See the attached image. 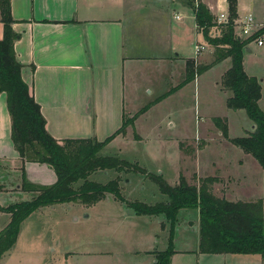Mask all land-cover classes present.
Wrapping results in <instances>:
<instances>
[{
    "label": "rangeland",
    "instance_id": "obj_1",
    "mask_svg": "<svg viewBox=\"0 0 264 264\" xmlns=\"http://www.w3.org/2000/svg\"><path fill=\"white\" fill-rule=\"evenodd\" d=\"M118 1L120 15L124 10L123 12L128 13L130 17L128 22L126 18L127 45L139 56H158L161 50H167L166 45L175 38L181 46L183 45V50L184 46L192 50L195 43L203 41L202 35L199 38L195 36L193 41L179 40L178 35H181L176 29L180 21L175 15L181 11L171 4V0ZM176 1L180 8L190 11L188 0ZM221 1L225 3L224 0ZM248 13L253 14L257 22H259L257 18L264 19V0H238V18L234 21L236 32L240 33L239 20ZM227 15L230 18V14ZM221 28L219 26L216 29ZM258 38L264 40V33ZM249 47L252 50H245L243 66L247 74L257 77L262 84L260 106L264 111V45H259L253 40ZM206 56L205 53V57L203 55L202 58L205 61L210 60ZM150 62L152 61L148 63ZM147 65L148 68L150 66L152 68L150 70L145 66L142 68L143 72L138 82L141 87H144L149 71H152L156 82L159 79L158 69L153 64ZM222 69L225 68L220 66L213 72L201 76L200 86L197 85L195 88L194 83L188 84L179 95L164 99L160 103H154L153 100L169 89L170 86L165 83L159 88L150 85L144 88H127L129 98L126 111H133L135 105V101L131 99L133 97H136L140 105L134 112L127 113L128 124L122 133L126 139L121 138L111 143L102 154L118 155L133 163H139L148 172L165 177L170 184L178 182L181 173L185 174L189 183L198 184V174L195 171L197 163L222 160L224 157L234 166L225 167L231 174H227L228 181L225 179V183L219 184L217 188L226 193L230 190V193L234 194L231 192V186L240 184L239 172L236 171L238 152L241 154L245 152L224 136H220L212 127L207 129L208 133L194 137L201 115L228 116L230 135L234 137L246 136L254 130L251 129L254 122L248 118L246 111L229 109L225 94L217 88L216 81ZM145 112L146 114L141 116ZM135 115L138 117L134 120ZM205 122L211 126L209 120ZM177 144L182 150L180 156ZM201 171L203 172L201 174L207 173L205 168ZM118 176L121 179L124 201L117 199L112 193L107 194L105 199L92 208H87L88 206L81 202L39 208L23 222L17 242L4 254L0 264H154L156 253L166 251L171 245L176 251L171 258V264H264L257 255L246 257L199 252L200 244L197 237L200 212L197 209L182 208L173 234L170 219L161 218L160 215L139 214L132 205L135 201L155 204L168 200V196L162 193L157 183L149 178L147 173L133 170L129 172L128 170L117 172L115 169L99 170L90 176V180L107 183ZM260 183L264 195V173L262 178L260 176L257 178L258 195L261 194ZM7 186L13 189L7 188L8 192L0 194L3 205L30 200L36 195L33 192L15 189L16 183L12 185V181H7ZM233 196L229 195L231 198ZM239 200L249 199L244 197ZM132 209L135 210L134 214L128 215Z\"/></svg>",
    "mask_w": 264,
    "mask_h": 264
},
{
    "label": "crops",
    "instance_id": "obj_2",
    "mask_svg": "<svg viewBox=\"0 0 264 264\" xmlns=\"http://www.w3.org/2000/svg\"><path fill=\"white\" fill-rule=\"evenodd\" d=\"M202 1L218 18L220 14L227 15V0H224L225 3L221 0ZM11 3V14L15 20L13 29L20 37L15 43V52L19 62L23 64L21 72L32 89L35 100L42 107L48 131L56 140L96 137L100 141H105L113 134L116 136L112 138L111 143L121 140V138L126 139L122 133L117 132L123 126L127 113L134 112L140 105L139 101H136V97H133L131 98L132 101H135L133 111H126L127 98H129L127 88H144L149 85L159 88L165 83L170 86L169 89L153 100L154 103H160L164 99L179 95L187 88L188 84L194 83L195 88L197 85L200 86L201 76L223 66L225 69L219 72L221 75L216 81L217 88L225 94L226 101L233 94L222 84L224 74L232 67V58L230 57L214 64L206 72L196 75L194 80L184 84L175 92L165 95L166 92H171L172 89L178 87L185 79L188 60L193 59L198 64H211L216 57L214 47L208 44L197 25L196 15L191 9L188 11V9L180 8L176 0H171V4L181 11L175 15L176 19L180 21L176 29V32L181 35H178L179 40L191 39L193 41L195 36L199 38L202 35L203 41L195 43L192 50L184 46L185 52H183V45L181 46V43L175 38L173 42L166 45L167 50H161L158 56H139L127 45V22L130 21V17H128V13L123 12L124 10L120 15L118 0H11ZM248 15L251 14H246V16ZM257 19L259 22L255 21L264 27V19ZM193 22L194 25H192ZM216 28L218 26L212 27L211 35L221 34L218 33L221 29ZM3 31L4 23L1 20L0 12V38L3 36ZM251 50V48L248 49V51ZM205 53L207 54L206 58L210 60L205 61L202 58L203 55L205 57ZM149 61L152 62L148 63ZM145 64H153L158 69L159 79L156 82L152 71H149L146 75L147 81L144 87H141L138 82L144 66H148ZM150 68L152 67L150 66ZM150 68L147 67L148 70ZM149 92L152 91L149 90ZM145 114L146 112L141 116ZM216 116L219 115H201L194 137H199L205 132L208 133L207 129L210 127L216 129L217 133L222 136V132L217 128L213 119ZM220 117L229 120V136H231L229 117L226 115ZM208 120L211 126L205 122ZM136 124L138 128L139 120ZM254 128L255 124L251 126V129ZM136 140L141 141V139ZM177 145L180 156L182 150L179 144ZM238 153L239 160L236 171L239 172L240 184H231V192L233 191L234 194H231L230 190L229 193L224 190H220V192L217 188L219 184L228 181L226 177L229 175L227 174H231L225 170V167L233 168L234 166L224 157L222 160L199 161L195 170L198 174V181L203 177H218V181L213 185L214 191L220 197H225L230 201L244 197L249 199L248 201L259 197L264 200L262 180L260 183L261 194H257L259 185L257 178L259 176L262 178L264 169L252 154ZM23 164L24 161L12 140V119L7 107V94L3 92L0 93V183L5 189L0 191V194L8 192V189H13L6 187L7 181H12V185L16 183L15 189L22 190L21 168ZM203 168L207 173L201 174ZM25 172L29 181L38 185H51L58 180L53 168L45 163L28 161L25 163ZM241 184L243 185L240 186ZM229 195L234 196L231 198ZM8 205H3L0 201V206ZM95 205L87 208L95 207ZM130 214L134 213L129 212L128 215ZM10 219L9 212L0 211V232L8 225ZM198 230L197 241L200 240V225ZM253 255H257L263 260L260 255Z\"/></svg>",
    "mask_w": 264,
    "mask_h": 264
},
{
    "label": "trees",
    "instance_id": "obj_3",
    "mask_svg": "<svg viewBox=\"0 0 264 264\" xmlns=\"http://www.w3.org/2000/svg\"><path fill=\"white\" fill-rule=\"evenodd\" d=\"M228 1L229 21L222 23L202 0H188L190 9L196 15V22L204 34L205 40L215 49V60L211 64H197L193 59L187 61L185 79L173 93L184 84L191 82L212 66L224 59L232 58V67L224 74L222 84L232 91L227 106L235 110L244 109L248 118L255 124L253 131L246 136H229V120L214 117L222 136L252 154L264 169V111L260 106L262 84L257 77L247 74L243 66L244 53L249 43L264 33V27L255 35L244 38L235 31V19L238 18V0ZM11 0H0L1 20L4 23L3 36L0 38V93L7 94V107L12 119V140L24 164L22 170V191L36 195L22 202L0 206V211L9 212L11 219L0 232V261L17 242L23 222L43 206L81 202L90 207L115 194L124 201L120 186V176L107 183L90 180L95 171L115 169L117 172L133 170L149 176L157 183L168 200L155 204L135 201L132 205L142 215H163L170 219L172 234L178 215L182 208L197 209L200 212V246L199 252L232 255H260L264 260V200L230 201L215 193L214 183L218 177L199 178L198 184L189 183L181 174L179 182L172 185L168 180L155 173L148 172L139 163H133L118 155L102 154L104 148L116 136L110 135L105 141L93 138H76L56 140L48 131L42 107L35 100L29 84L22 75V67L15 52V43L20 38L13 29L15 20L11 14ZM220 26L221 34L211 35V29ZM166 93L165 95H168ZM138 115L134 116V120ZM128 121L117 133H123ZM136 139H140L135 137ZM45 163L51 166L58 176L51 185H38L29 181L25 172L26 162ZM0 183V191H4ZM176 253L171 245L166 251L156 253L154 264H171Z\"/></svg>",
    "mask_w": 264,
    "mask_h": 264
},
{
    "label": "built area",
    "instance_id": "obj_4",
    "mask_svg": "<svg viewBox=\"0 0 264 264\" xmlns=\"http://www.w3.org/2000/svg\"><path fill=\"white\" fill-rule=\"evenodd\" d=\"M219 21L222 23H227L229 21L228 15L220 14ZM238 26L240 27V36L246 39L247 37L255 35L260 29L263 28L261 24L255 21V18L252 14L246 16L244 19L239 20ZM255 41H257L259 45H264V40L260 38H256Z\"/></svg>",
    "mask_w": 264,
    "mask_h": 264
},
{
    "label": "water",
    "instance_id": "obj_5",
    "mask_svg": "<svg viewBox=\"0 0 264 264\" xmlns=\"http://www.w3.org/2000/svg\"><path fill=\"white\" fill-rule=\"evenodd\" d=\"M247 49H249V50H250V47H247ZM130 212H131V213H134V212H135V210H134V209H132ZM160 216H161V218H163V215H160Z\"/></svg>",
    "mask_w": 264,
    "mask_h": 264
}]
</instances>
